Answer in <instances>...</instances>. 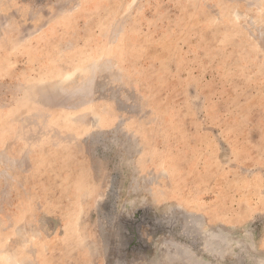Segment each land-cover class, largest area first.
Listing matches in <instances>:
<instances>
[{"label":"rangeland","instance_id":"obj_1","mask_svg":"<svg viewBox=\"0 0 264 264\" xmlns=\"http://www.w3.org/2000/svg\"><path fill=\"white\" fill-rule=\"evenodd\" d=\"M0 264H264V0H0Z\"/></svg>","mask_w":264,"mask_h":264}]
</instances>
